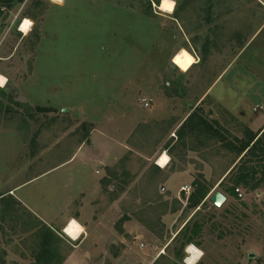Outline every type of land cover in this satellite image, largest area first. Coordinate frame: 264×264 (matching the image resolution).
Listing matches in <instances>:
<instances>
[{
    "label": "rangeland",
    "instance_id": "rangeland-1",
    "mask_svg": "<svg viewBox=\"0 0 264 264\" xmlns=\"http://www.w3.org/2000/svg\"><path fill=\"white\" fill-rule=\"evenodd\" d=\"M162 1L25 0L12 9L1 5L0 74L8 83L0 86L6 90V95L0 92V194L69 160L81 144H91L96 152L101 130L126 150L107 166L111 178L105 184L101 180L105 195L97 211L114 206L121 216L110 220L116 219L122 230L130 216L136 237L130 235L126 246L109 247L111 257L120 255L111 264H187L191 245L203 253L196 264H264L260 152L246 161L248 167L259 165L251 185H261L254 190L239 186L240 193L227 195L221 208L208 198L215 187L197 208L189 206L194 183L181 200L166 194L164 179L172 168L162 172L157 164L167 149L174 154L171 165L192 167L194 182L208 190L236 164L237 154L225 146L240 145L246 126L204 95L261 24L264 9L254 0H171L169 13L160 10ZM26 18L32 26L24 34L20 28ZM223 89L221 82L217 90ZM143 99L152 100L148 107ZM197 111L221 124L226 142L198 133H185L178 141L183 123ZM93 152L86 148L67 171L36 179L15 195H31L44 212H56L68 182L86 185L99 177ZM225 185L231 187L232 180ZM83 198L73 195L61 212L80 211ZM31 221L21 205L0 202V264H25L20 254L35 256L37 238L19 234L21 223L30 228ZM187 223L188 229L178 235ZM197 226L201 229L192 233ZM188 237L192 243L184 247Z\"/></svg>",
    "mask_w": 264,
    "mask_h": 264
},
{
    "label": "crops",
    "instance_id": "crops-1",
    "mask_svg": "<svg viewBox=\"0 0 264 264\" xmlns=\"http://www.w3.org/2000/svg\"><path fill=\"white\" fill-rule=\"evenodd\" d=\"M254 2L264 9V0H254ZM26 19L31 21V19ZM195 57L196 63L193 67L198 64L199 60V56L196 55ZM221 82L224 89L218 91L217 87ZM7 83L8 79L5 85ZM205 97H210L214 102L221 104L254 134L260 136L264 132V18L261 24L238 50L223 73L208 87L204 95ZM118 99L119 101L121 100L120 97ZM203 100L205 99H202V102ZM233 100L237 101L236 104H233ZM99 139L101 141L98 144L100 147L97 146L96 152H93L91 149V144H81L69 160L53 165L48 170L22 182L8 192L2 193L4 195L0 197V202L11 200L14 205H21V207L27 210L29 219L32 220L30 228V225L26 227L24 223H21L24 227L21 226L19 230V234L22 236L34 235L37 238V246L33 248L35 254L33 258L30 257L27 259L29 256L27 253L25 255H19L23 257L25 264H35L39 253L46 249L47 245L45 244L48 242L49 246L47 248L54 254L51 258L52 264H111V262L114 263L118 260L120 255H112L111 257L109 255V247L118 244H124L126 246L130 240V235L132 238H136L132 235V229L134 227L132 228L133 222L129 219L130 216L126 219L128 221L125 222L123 230L116 228L115 220L117 216L119 218L121 215L114 208V204L108 210L104 209L99 213L97 211L98 200L103 199L105 195L104 185H102L101 180H104L103 184H105L107 183V179L111 178V169H107V166L113 162L116 156L126 150V146L121 141L115 140L113 136L101 130H99ZM86 148L90 152V155L93 152V157H95V162L93 163L99 166L95 173L99 177L94 178L91 182H86V185H75L74 182H68L66 186L67 194L64 195L63 200V202H71L73 195H84L80 211L73 213L67 212L65 215L61 212L63 202H59L58 210L48 213L44 212L40 205H34V198L31 195H15L14 191L16 189L36 179L52 175L61 170H66L65 168L73 163L71 161L79 155L78 153H82ZM194 150L197 151V149ZM171 154L172 152L164 149L160 159L167 156L169 163L167 161L164 166L159 165V159L157 164L161 167L162 172H165L170 167L172 168V171L164 179L167 187L166 194H170L172 197L181 200V195L184 192L188 193L183 188L185 186H191L194 183L195 176L192 167L188 168L183 166L179 168L175 163L171 165L173 160L170 157ZM84 163L89 164L88 161ZM232 167L228 168L220 179L215 182L214 186L209 189L211 191L215 187L212 190V195L214 194L213 192L220 190V183ZM105 169L108 172L107 176L105 174L106 179H104L105 176L103 175ZM72 174L70 179L74 177ZM166 187L164 188L166 189ZM212 195H209L208 198ZM93 197L97 198L94 199ZM64 204L66 207V203ZM115 216L116 219H112L111 222L110 218ZM69 220L77 221L82 227V231L76 239L66 233V222ZM145 234L148 233L146 232ZM21 244L24 246L25 242L22 241Z\"/></svg>",
    "mask_w": 264,
    "mask_h": 264
},
{
    "label": "trees",
    "instance_id": "trees-1",
    "mask_svg": "<svg viewBox=\"0 0 264 264\" xmlns=\"http://www.w3.org/2000/svg\"><path fill=\"white\" fill-rule=\"evenodd\" d=\"M25 0H0V15L1 13V5H7L9 9H12L15 7L17 3H24ZM156 3L159 5V1H156ZM151 5V2H150ZM152 6V5H151ZM39 36H37V39L39 40ZM0 92L3 95H6L5 89H0ZM3 103L0 102L1 110L3 108ZM20 105H23L19 103ZM10 110V107H7V111ZM38 111L44 112L50 110L49 108L45 107H37ZM185 133H198L200 135H210L211 137H218L221 141H225L226 139L222 132L220 131V127L218 122L215 124H212L205 116L199 113L198 111L196 113H192L183 123L182 125V131L179 132V140H183L185 137ZM88 140V139H87ZM86 140V141H87ZM240 140L241 144L236 145L234 143H226V148L230 150L233 153L237 154L238 161L236 164L228 171L227 175L224 177L223 181L220 183L221 190L226 196L229 194L232 195H238L236 193V189L239 188V186H242L244 188L251 187L253 190L257 189L261 184L260 183H254V185H251L254 180H256V176L258 174V168L259 165H253L251 167H248L246 158H248L250 155H255L256 152H260L264 156V132L259 136L258 134H254L250 129L246 127V131L244 134L243 139ZM85 141V142H86ZM84 143V141L82 142ZM264 159L260 160L263 162ZM158 168V167H157ZM159 169V168H158ZM161 170V169H160ZM232 180V186H226L225 182L226 180ZM194 185L197 187L195 193L192 194V196L189 198V206H194V208L203 206L207 203V195L209 193L208 188L201 184L198 181L194 182ZM4 194H0V197ZM228 197V196H227ZM189 223V222H188ZM188 223L184 226L182 230L178 233V235L184 231V229H188ZM201 229V226H197L192 230V233H197ZM177 235V236H178ZM176 236V237H177ZM187 238V236L185 237ZM193 238L188 237V239L184 243V247L192 243ZM46 249H44L42 252L39 253L37 257V261L35 264H52L51 258L54 256V254L51 253V250L47 247L49 246V242L46 243ZM50 257V258H49ZM50 259V260H49ZM59 264V263H57Z\"/></svg>",
    "mask_w": 264,
    "mask_h": 264
},
{
    "label": "bare ground",
    "instance_id": "bare-ground-1",
    "mask_svg": "<svg viewBox=\"0 0 264 264\" xmlns=\"http://www.w3.org/2000/svg\"><path fill=\"white\" fill-rule=\"evenodd\" d=\"M54 1L60 2V0H54ZM159 8L163 12H169V13H171V12H173L174 5L172 3V10L169 11L167 9V7L165 6V0H163L162 3L160 4ZM31 26H32V22L30 20H25L23 22V24L21 25L20 31L23 32L24 34H27L28 31H29V29L31 28ZM0 77L3 78V84H2V86H5L7 79L3 75H1V74H0ZM164 157H167V156H164ZM167 161H168V157H167L166 161H164V162H162V158H161L159 160V165L164 166ZM81 231H82V227L75 220H72L70 222V224H68L66 226V233L70 237H72L74 239H76L78 237V235L80 234ZM188 253H189V257L186 260L187 261V264H191L192 261H194L195 264H196L200 260V258H201V251L198 250V248H196L194 245H191L190 246V248L188 249Z\"/></svg>",
    "mask_w": 264,
    "mask_h": 264
},
{
    "label": "water",
    "instance_id": "water-1",
    "mask_svg": "<svg viewBox=\"0 0 264 264\" xmlns=\"http://www.w3.org/2000/svg\"><path fill=\"white\" fill-rule=\"evenodd\" d=\"M162 190L164 191L165 188L163 187ZM228 200V197L220 190H217L214 192V194L210 197V202L217 208H221L226 201ZM254 255L251 254V257Z\"/></svg>",
    "mask_w": 264,
    "mask_h": 264
},
{
    "label": "snow or ice",
    "instance_id": "snow-or-ice-1",
    "mask_svg": "<svg viewBox=\"0 0 264 264\" xmlns=\"http://www.w3.org/2000/svg\"><path fill=\"white\" fill-rule=\"evenodd\" d=\"M165 6L167 7V9H168L169 11H171V10H172V3H171V0H165ZM26 23H27V22H26ZM2 84H3V78L0 77V86H2ZM166 159H167V157L162 158V162L166 161Z\"/></svg>",
    "mask_w": 264,
    "mask_h": 264
},
{
    "label": "built area",
    "instance_id": "built-area-1",
    "mask_svg": "<svg viewBox=\"0 0 264 264\" xmlns=\"http://www.w3.org/2000/svg\"><path fill=\"white\" fill-rule=\"evenodd\" d=\"M24 21H25V20H24ZM22 24H23V22H22ZM143 100H144L145 106H147V107L150 105V103H151V101H152L151 99H150V100H148V99H143ZM168 163H169V161H168ZM168 163H167V164H168ZM189 189H190V186H185V187L183 188L184 191H188ZM236 191H237L238 193H240V189H239V188H237ZM69 224H70V223H69ZM65 230H66V228H65Z\"/></svg>",
    "mask_w": 264,
    "mask_h": 264
},
{
    "label": "clouds",
    "instance_id": "clouds-1",
    "mask_svg": "<svg viewBox=\"0 0 264 264\" xmlns=\"http://www.w3.org/2000/svg\"><path fill=\"white\" fill-rule=\"evenodd\" d=\"M60 2L62 3L63 2V0H60ZM203 255V253L201 252V256ZM191 264H195V262L194 261H192L191 262Z\"/></svg>",
    "mask_w": 264,
    "mask_h": 264
}]
</instances>
